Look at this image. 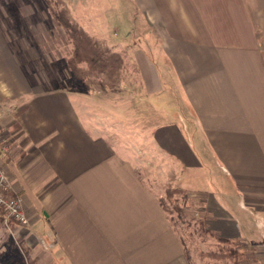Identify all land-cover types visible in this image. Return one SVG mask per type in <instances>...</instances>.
<instances>
[{"label":"crops","instance_id":"1","mask_svg":"<svg viewBox=\"0 0 264 264\" xmlns=\"http://www.w3.org/2000/svg\"><path fill=\"white\" fill-rule=\"evenodd\" d=\"M85 1L79 23L123 48L137 75L129 103L98 90L97 109L133 126L145 108V119L127 146L75 91H35L0 66L12 90L0 96L14 101L0 100L2 159L29 216L10 222L0 264H193L168 185L200 193L208 230L264 264V0ZM129 31L158 37L114 33Z\"/></svg>","mask_w":264,"mask_h":264},{"label":"rangeland","instance_id":"2","mask_svg":"<svg viewBox=\"0 0 264 264\" xmlns=\"http://www.w3.org/2000/svg\"><path fill=\"white\" fill-rule=\"evenodd\" d=\"M54 1L0 0V44L1 42L6 44V46L0 45V66L12 74L15 70L22 73L27 86H30L29 88L32 90L48 91L54 88H64L75 91L83 98L84 104L90 109L92 108V115L114 127L111 130L114 131L116 129L115 136L122 139L123 144L129 146L131 134L135 135L137 130L140 129L137 125L141 124L142 120L145 119V116L142 115L146 114L145 108L144 110L140 109V117L134 119V122L137 123L133 122V126H131L130 120L126 121L125 118L118 117H115V119L114 117L110 118L112 116L108 114L109 112L97 109L98 107L96 106L101 102L98 90L101 89L94 84L88 86L85 82L77 79L70 70L68 63L73 53V44L68 37L66 29L57 22L50 9L51 6L60 7V5H55ZM63 1L69 13L77 21H80L78 9H82V4L86 1ZM94 1L96 5L104 2L103 0ZM98 5L92 10L97 11L99 9ZM114 33L118 36L128 35L127 42L129 44L131 42L145 43V40L155 41L158 37V34L152 31L137 32L139 35L137 34L133 39L130 36L136 32ZM93 36L103 45H108L112 50L120 52L123 58V66L119 70L120 79L116 82L115 89L121 91L123 102L129 103L131 101L129 98L132 94L135 97L137 96L133 93L137 86L134 64L124 57L125 50H122L123 48L119 46L112 45L111 43L113 42L108 40L105 35L103 38ZM8 58L10 61H8ZM79 65L86 67L84 61H80ZM95 74L93 73L91 76H95ZM99 75L102 76L103 74L100 72ZM11 81L13 82V79ZM17 81V79H14V82ZM89 92L90 95L88 97ZM0 100L14 102L6 96H0ZM115 125L117 128H115ZM147 161L146 159L143 160L144 166H153V162L157 163V158ZM200 187L202 188L203 186ZM174 188L176 187L166 186V189L161 192L163 194L162 199L168 208L175 228L182 238L190 261L193 264H234L233 258L220 256L221 253L227 254L229 244L218 241L212 232L206 231L208 229L206 225L202 226L199 222L201 219V213L199 212L202 201L201 194L196 192L193 194L192 192L185 193L184 190L182 192L173 191L175 190ZM170 190L171 194L168 193ZM0 216L3 218L1 212ZM3 224H5L4 221ZM9 224L10 222L5 224L4 227H0V249L3 248V244H10L13 241L10 239L9 229H7L10 226ZM237 242L238 247L235 246V248L238 252V259L236 260L238 264H260L253 248L243 241ZM14 247L17 248L16 244Z\"/></svg>","mask_w":264,"mask_h":264},{"label":"trees","instance_id":"3","mask_svg":"<svg viewBox=\"0 0 264 264\" xmlns=\"http://www.w3.org/2000/svg\"><path fill=\"white\" fill-rule=\"evenodd\" d=\"M54 4L60 5V7L51 6L50 9L57 22L66 29L73 44V53L68 65L74 76L88 86L90 84L96 85L102 91L116 90L115 84L120 79L119 70L123 66V58L120 52L112 50L108 45H103L89 33L69 13L63 0H55ZM80 61H84L86 67L80 66ZM100 72L103 74L102 76L99 75ZM93 73H96L95 76H91ZM174 189L173 191H183L179 187ZM168 193L171 194V190ZM165 208L168 209L167 206ZM199 222L202 226L205 225L203 219H200ZM206 231L210 230L206 229ZM216 237L218 241L229 244L227 254L221 253L220 256L231 257L234 259V264H238L236 261L238 252L235 248V246L238 247V242L225 237Z\"/></svg>","mask_w":264,"mask_h":264},{"label":"built area","instance_id":"4","mask_svg":"<svg viewBox=\"0 0 264 264\" xmlns=\"http://www.w3.org/2000/svg\"><path fill=\"white\" fill-rule=\"evenodd\" d=\"M8 149L4 134L0 131V212L5 224L16 222L20 225L29 223V216L22 205L20 197L10 192V179L2 159V154Z\"/></svg>","mask_w":264,"mask_h":264},{"label":"clouds","instance_id":"5","mask_svg":"<svg viewBox=\"0 0 264 264\" xmlns=\"http://www.w3.org/2000/svg\"><path fill=\"white\" fill-rule=\"evenodd\" d=\"M0 90H3L7 96L12 95V90L9 88L6 82L0 81ZM30 100H31V97H29V101Z\"/></svg>","mask_w":264,"mask_h":264}]
</instances>
